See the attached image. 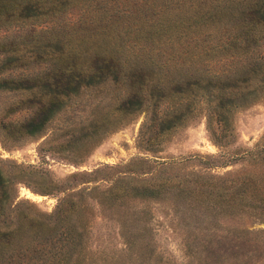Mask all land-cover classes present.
I'll list each match as a JSON object with an SVG mask.
<instances>
[{"label": "trees", "instance_id": "1", "mask_svg": "<svg viewBox=\"0 0 264 264\" xmlns=\"http://www.w3.org/2000/svg\"><path fill=\"white\" fill-rule=\"evenodd\" d=\"M113 1L55 0L49 4L46 2L50 0H0V19L16 16L21 22L28 19L53 22L62 7L78 6L84 16L80 24L92 30L79 38L78 43L71 38L68 47L54 51V41L56 44L61 41L55 39L54 29L38 32L52 35L47 37L48 45L29 47L30 57L40 60L47 57L60 66L24 78L0 79V93L30 91L35 99L25 125L2 123V128L14 134L16 140L20 132L41 137L59 113L69 119L82 117L92 105L95 110L90 115L96 116L97 122L101 104L115 97L111 112L113 123L105 116L106 121L95 126L94 132L83 137L73 135L68 141L71 158L80 159L92 147L91 143L110 127L121 128L139 117H142L137 136L140 148L145 143L161 142L167 133L197 116L205 119L212 140L215 136L220 140L230 135L232 114L264 99V0H188V7L182 3L186 0H135L136 4L142 2L148 6L147 10L157 14L154 19L144 21L133 16L131 9L122 7L123 0ZM45 9L50 13H42ZM139 21L143 22L139 24ZM36 36L33 34L30 39ZM0 57V63L16 64L20 60L19 50L2 43ZM234 160L263 163L264 140ZM178 164L163 163L159 170ZM28 168L0 158V264H104L102 260H92L93 255L86 253L84 237L87 243L90 227L83 216L88 206L82 208L73 200L84 192L71 191L58 199L52 212H43L18 196L23 176L34 170ZM237 173L229 171L221 175L222 185L230 188L233 184L250 185V182L253 184L250 195L263 197L264 176L256 180L248 174L246 181H240ZM82 176L76 173L64 182L51 179L50 184L58 187ZM152 179H140L118 189H123L126 195L149 196L158 201H162L160 196L168 195L174 205L178 198H190L193 202V197L198 196L181 186L167 188L161 194ZM207 209L216 214L243 216L240 209L214 204L211 199ZM80 210L82 221L75 219L65 225L66 219L70 216L74 219L73 213ZM128 228L123 223L120 231L125 247L133 245L125 236ZM193 228L196 229L182 233L188 260L198 258L193 253L197 233L204 249L208 250L205 244L211 243L206 238L210 229ZM225 230L230 235L227 237L239 241L246 238L248 243L264 246L257 235L264 231ZM198 259L199 264H205L206 257Z\"/></svg>", "mask_w": 264, "mask_h": 264}, {"label": "rangeland", "instance_id": "2", "mask_svg": "<svg viewBox=\"0 0 264 264\" xmlns=\"http://www.w3.org/2000/svg\"><path fill=\"white\" fill-rule=\"evenodd\" d=\"M136 2L123 0L122 7L131 9L133 16L143 18V21L157 17L156 12L147 10V5ZM46 3H55V0ZM182 3L186 7L189 5L188 0ZM42 13L50 11L45 9ZM83 17L78 6L62 7L53 22H43V19L21 22L16 16H3L0 19V44L18 49L20 60L16 64L0 63V79L24 78L58 68L60 65L51 63L47 57L41 60L30 57L28 49L38 44L48 45L47 37L52 34L38 32L51 29L55 31V39H61L58 44L54 41L53 51L68 47L71 38L78 43L79 38L92 32L90 27L80 24ZM33 34L37 36L30 39ZM33 98L30 91L0 93V158L34 168L23 176V183L18 185V196L34 203L43 212H52L58 199L71 191L84 192L83 196L73 200L82 208L88 206L83 219L90 231L87 243L84 237V245L88 247L86 253L93 255L92 260H102L104 264H199L198 258L206 257L205 264H264V246L248 243L246 238L239 241L227 237L230 235L225 230L264 231V194L254 198L249 193L253 186L250 182V185L233 184L227 188L221 179V175L229 171H237L240 181H246L248 174L256 180L264 176V162L246 164L234 160L235 156L252 150L264 140V99L232 114L230 135L220 140L215 139L216 136L212 140L206 130L205 119L197 116L185 126L167 133L161 142L145 143L140 148L137 136L142 117H139L121 128L110 127L91 143L92 147L85 155L75 159L71 158L68 141L73 135L83 137L94 132L95 126H101L107 116L113 123L111 112L116 97L101 104L97 122L96 116L90 115L95 110V105H92L82 117L69 119L59 113L41 137L20 132V138L16 140L14 134L2 128V123L25 125L31 115ZM170 162L180 164L159 170L163 163ZM149 171L153 175H142ZM76 173L84 176L58 187L50 184L51 179L64 182ZM146 178H153V186L158 187L161 194L167 188L181 186L195 191L198 196L193 197V202L190 198H178L174 205L168 195L160 196L162 201H158L149 196L126 195L123 189H118L120 185L134 184ZM198 191L204 193L201 195ZM210 199L214 204L240 209L243 216L210 211L207 209ZM82 214V210L73 213L74 219L68 214L65 225L75 219L81 220ZM123 223L129 227L125 236L133 243L129 247H125L120 235ZM196 226L211 230L206 233L211 243L205 244L211 254L204 249L200 233H197L193 253L198 258L188 260L182 246V233L194 231ZM257 235L260 241H264V233Z\"/></svg>", "mask_w": 264, "mask_h": 264}, {"label": "bare ground", "instance_id": "3", "mask_svg": "<svg viewBox=\"0 0 264 264\" xmlns=\"http://www.w3.org/2000/svg\"><path fill=\"white\" fill-rule=\"evenodd\" d=\"M34 197V196H33Z\"/></svg>", "mask_w": 264, "mask_h": 264}]
</instances>
